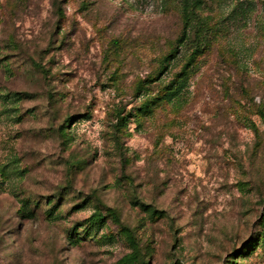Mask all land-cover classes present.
<instances>
[{
	"label": "rangeland",
	"instance_id": "rangeland-1",
	"mask_svg": "<svg viewBox=\"0 0 264 264\" xmlns=\"http://www.w3.org/2000/svg\"><path fill=\"white\" fill-rule=\"evenodd\" d=\"M0 264H264V0H0Z\"/></svg>",
	"mask_w": 264,
	"mask_h": 264
},
{
	"label": "trees",
	"instance_id": "trees-1",
	"mask_svg": "<svg viewBox=\"0 0 264 264\" xmlns=\"http://www.w3.org/2000/svg\"><path fill=\"white\" fill-rule=\"evenodd\" d=\"M185 14H186L185 21H186V22H188V21H189V16H188V13H187V12H185Z\"/></svg>",
	"mask_w": 264,
	"mask_h": 264
}]
</instances>
